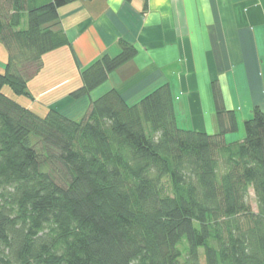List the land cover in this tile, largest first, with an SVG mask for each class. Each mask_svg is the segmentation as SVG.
<instances>
[{"label": "trees", "instance_id": "obj_1", "mask_svg": "<svg viewBox=\"0 0 264 264\" xmlns=\"http://www.w3.org/2000/svg\"><path fill=\"white\" fill-rule=\"evenodd\" d=\"M76 1L0 0V264H264L260 107L227 142L238 126L218 82V133L181 128L169 84L132 105L113 88L79 119L4 93L32 98L43 57L71 46L60 9ZM119 47L82 69L71 99L139 53Z\"/></svg>", "mask_w": 264, "mask_h": 264}, {"label": "crops", "instance_id": "obj_2", "mask_svg": "<svg viewBox=\"0 0 264 264\" xmlns=\"http://www.w3.org/2000/svg\"><path fill=\"white\" fill-rule=\"evenodd\" d=\"M60 10L71 46L47 53L29 80L48 109L79 119L90 99L113 88L132 105L169 84L178 125L218 133L212 93L218 82L238 126L227 142L242 141L244 121L254 108L264 110V0H77ZM123 39L138 55L89 97L71 99L82 69L103 54L116 55Z\"/></svg>", "mask_w": 264, "mask_h": 264}, {"label": "rangeland", "instance_id": "obj_3", "mask_svg": "<svg viewBox=\"0 0 264 264\" xmlns=\"http://www.w3.org/2000/svg\"><path fill=\"white\" fill-rule=\"evenodd\" d=\"M9 56L10 55L8 53L7 48L3 44H0V72H4L5 66L9 60ZM37 80H39V79H37ZM29 84H30L29 85V92L32 93V95H33L32 98H29L25 95L24 96L23 95H15L13 93V91L10 89V87H8V86L3 87L4 88L3 91L8 96L14 98L15 100H17L22 105H25L28 108H31L33 111L37 112L40 115H44L48 111L47 110L48 108L45 105V100L42 98V96L39 94V92L37 91L36 88L31 87V85H32L31 82H29ZM63 92H65V91H62L61 93H59V95H62ZM137 103H139V102H137ZM84 115H82V117ZM183 123H184V119L183 120L181 119L180 125H184ZM241 132H243L245 135L244 129ZM235 134H237V133H235ZM250 203H252V207H253L254 211L257 212V203H256V198H255V194H254L253 190L250 191ZM203 264H204V262H203Z\"/></svg>", "mask_w": 264, "mask_h": 264}]
</instances>
